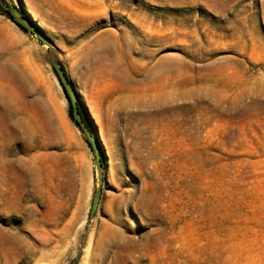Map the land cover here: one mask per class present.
Returning <instances> with one entry per match:
<instances>
[{
  "label": "rangeland",
  "instance_id": "1",
  "mask_svg": "<svg viewBox=\"0 0 264 264\" xmlns=\"http://www.w3.org/2000/svg\"><path fill=\"white\" fill-rule=\"evenodd\" d=\"M2 1L0 264H264V0Z\"/></svg>",
  "mask_w": 264,
  "mask_h": 264
},
{
  "label": "water",
  "instance_id": "2",
  "mask_svg": "<svg viewBox=\"0 0 264 264\" xmlns=\"http://www.w3.org/2000/svg\"><path fill=\"white\" fill-rule=\"evenodd\" d=\"M0 7L3 11L7 12L15 25L22 28L24 31L34 35L37 39L43 43L49 50L52 55L51 66L56 74L57 80L64 92L66 99L68 100L71 108V116L74 123L78 126L80 131L82 132L84 138L90 145L93 153H94V170L96 177V189L93 195V201L91 205L90 218H92L98 208L100 198L102 195V187L104 182V153L101 146V142L97 136L90 129L85 119L81 114L80 109V100L77 95V92L73 86L72 81L70 80L66 70L64 67L56 60L53 55V47L49 40L47 39L44 32L35 25L24 13H22L19 9L14 7L11 4H4L2 0H0ZM86 235V234H85ZM85 237L82 238L80 243V249L73 261L70 264H77L79 261L81 254L83 252V243Z\"/></svg>",
  "mask_w": 264,
  "mask_h": 264
},
{
  "label": "trees",
  "instance_id": "3",
  "mask_svg": "<svg viewBox=\"0 0 264 264\" xmlns=\"http://www.w3.org/2000/svg\"><path fill=\"white\" fill-rule=\"evenodd\" d=\"M4 14L13 22V20L11 19V17L9 16V14L7 12H4ZM19 27V26H18ZM20 28V27H19ZM21 30H23L22 28H20ZM24 31V30H23Z\"/></svg>",
  "mask_w": 264,
  "mask_h": 264
}]
</instances>
